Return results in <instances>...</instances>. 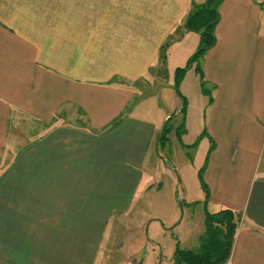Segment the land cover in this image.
<instances>
[{
	"label": "crops",
	"instance_id": "obj_1",
	"mask_svg": "<svg viewBox=\"0 0 264 264\" xmlns=\"http://www.w3.org/2000/svg\"><path fill=\"white\" fill-rule=\"evenodd\" d=\"M204 1L0 0V264H130L105 227L169 116L152 88L179 104V74L203 110L200 238L205 213L236 211L224 264H264V0H222L215 43L177 72L199 33L160 48Z\"/></svg>",
	"mask_w": 264,
	"mask_h": 264
},
{
	"label": "rangeland",
	"instance_id": "obj_2",
	"mask_svg": "<svg viewBox=\"0 0 264 264\" xmlns=\"http://www.w3.org/2000/svg\"><path fill=\"white\" fill-rule=\"evenodd\" d=\"M192 34L195 37L197 33L189 32V37ZM169 36L167 40L170 41L179 38L176 31ZM191 44L186 39L178 46L185 48ZM167 52L170 54V50ZM199 56L194 58L193 66L200 60ZM191 60L192 57L189 63ZM190 73L195 81H199L195 71ZM167 79L172 91L170 93L177 92L181 102L171 104V95L167 92L164 98L161 97L165 85L168 86L166 78L160 83L156 82L152 88L161 94L159 100L167 104L163 103L166 106L163 110L169 116L162 121L159 131L167 130L160 139L158 136L162 131H158L151 145V163L143 170L141 183L135 191H127L122 196L119 205L121 209L117 210L121 215L115 211L111 219L119 217L105 227L104 240L112 234L116 244L125 245L130 251V264H174L173 255L176 250L197 248L203 228L201 199L204 197V189L200 180L206 158V142L202 137L204 124L203 119H200L203 110L193 105L192 99L188 103L184 98L186 77L179 74L178 77ZM198 91L201 95L200 88ZM206 101L207 96H204V104ZM164 111H159L160 121L166 114ZM113 255L116 257L117 253Z\"/></svg>",
	"mask_w": 264,
	"mask_h": 264
},
{
	"label": "trees",
	"instance_id": "obj_3",
	"mask_svg": "<svg viewBox=\"0 0 264 264\" xmlns=\"http://www.w3.org/2000/svg\"><path fill=\"white\" fill-rule=\"evenodd\" d=\"M221 1L205 0L201 4L193 5L183 23L174 30L178 36L187 31L199 33V46L193 54L192 60L215 43L214 27L219 19L218 5ZM169 41L167 40L160 48L161 58L166 56L165 51ZM190 64L186 68L178 69L177 72L187 70ZM197 70L201 73L199 68ZM165 130L167 129L162 131L161 137L164 136ZM201 184L206 197V187L202 181ZM238 216V212L228 208L221 209L214 214L205 213L204 233L200 238L198 248L195 250H176L173 255L174 264H224L231 252Z\"/></svg>",
	"mask_w": 264,
	"mask_h": 264
}]
</instances>
